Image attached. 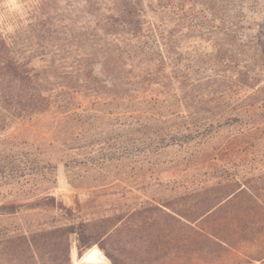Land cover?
Segmentation results:
<instances>
[{"label": "rangeland", "instance_id": "obj_1", "mask_svg": "<svg viewBox=\"0 0 264 264\" xmlns=\"http://www.w3.org/2000/svg\"><path fill=\"white\" fill-rule=\"evenodd\" d=\"M143 1V34L116 44L133 93H63L49 111L0 134V264H8L10 237L264 174V92L212 78L226 39L243 48L264 42V0ZM30 3L0 5L21 13ZM94 73L105 78L99 63ZM263 231L214 258L177 254L159 264H264ZM71 240L70 264H110L85 261L99 247L77 256Z\"/></svg>", "mask_w": 264, "mask_h": 264}, {"label": "trees", "instance_id": "obj_2", "mask_svg": "<svg viewBox=\"0 0 264 264\" xmlns=\"http://www.w3.org/2000/svg\"><path fill=\"white\" fill-rule=\"evenodd\" d=\"M145 14L143 0H31L21 13L0 5V134L49 111L63 93H133L125 52L116 44L143 34ZM227 41L215 53L223 66L214 70L213 80L264 92V42L248 40L243 48ZM96 63L105 78L94 73ZM55 202L52 197L51 208ZM263 229L264 174H259L10 237L3 253L8 264H70L73 235L77 256L97 245L110 264H159L177 254L195 262L239 247Z\"/></svg>", "mask_w": 264, "mask_h": 264}, {"label": "bare ground", "instance_id": "obj_3", "mask_svg": "<svg viewBox=\"0 0 264 264\" xmlns=\"http://www.w3.org/2000/svg\"><path fill=\"white\" fill-rule=\"evenodd\" d=\"M103 258L108 261V259L101 253V251L95 247L89 249L83 257V259L87 262H98Z\"/></svg>", "mask_w": 264, "mask_h": 264}]
</instances>
